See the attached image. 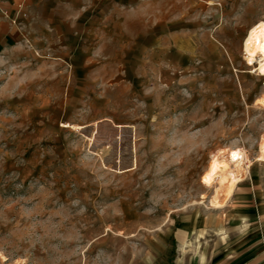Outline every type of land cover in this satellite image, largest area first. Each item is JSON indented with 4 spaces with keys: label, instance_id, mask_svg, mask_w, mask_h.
<instances>
[{
    "label": "rangeland",
    "instance_id": "rangeland-1",
    "mask_svg": "<svg viewBox=\"0 0 264 264\" xmlns=\"http://www.w3.org/2000/svg\"><path fill=\"white\" fill-rule=\"evenodd\" d=\"M100 7L0 54V264H173L182 220L224 235L230 199L201 180L218 151L249 166L234 201L264 207V78L242 51L264 0Z\"/></svg>",
    "mask_w": 264,
    "mask_h": 264
},
{
    "label": "crops",
    "instance_id": "crops-1",
    "mask_svg": "<svg viewBox=\"0 0 264 264\" xmlns=\"http://www.w3.org/2000/svg\"><path fill=\"white\" fill-rule=\"evenodd\" d=\"M118 1L0 0V54L32 38L35 29L61 35L88 30L90 18L100 17L101 3ZM91 2L98 3L97 14ZM235 194L223 208L222 237L201 234L206 224L198 219L182 220L172 229L169 238L179 250L173 264H264V207L234 201Z\"/></svg>",
    "mask_w": 264,
    "mask_h": 264
},
{
    "label": "bare ground",
    "instance_id": "bare-ground-1",
    "mask_svg": "<svg viewBox=\"0 0 264 264\" xmlns=\"http://www.w3.org/2000/svg\"><path fill=\"white\" fill-rule=\"evenodd\" d=\"M242 51L246 65L256 64L257 74L264 76V22L255 24L246 34ZM252 63V64H251ZM255 105L264 109V98L256 100ZM259 160H264V137L259 146ZM241 153L233 151L227 160L221 151L210 157L207 169L202 176V183L208 187H214V194L210 201V207L220 209L231 197L236 185L241 181L240 177L246 172L249 166L241 164Z\"/></svg>",
    "mask_w": 264,
    "mask_h": 264
},
{
    "label": "water",
    "instance_id": "water-1",
    "mask_svg": "<svg viewBox=\"0 0 264 264\" xmlns=\"http://www.w3.org/2000/svg\"><path fill=\"white\" fill-rule=\"evenodd\" d=\"M102 127V130H101V132H102V134H107V135H109L108 133V129L105 127V126H101ZM117 128V127H116ZM110 136V135H109Z\"/></svg>",
    "mask_w": 264,
    "mask_h": 264
},
{
    "label": "built area",
    "instance_id": "built-area-1",
    "mask_svg": "<svg viewBox=\"0 0 264 264\" xmlns=\"http://www.w3.org/2000/svg\"><path fill=\"white\" fill-rule=\"evenodd\" d=\"M263 78H264V76H263Z\"/></svg>",
    "mask_w": 264,
    "mask_h": 264
}]
</instances>
